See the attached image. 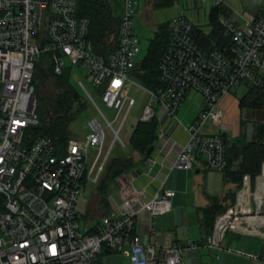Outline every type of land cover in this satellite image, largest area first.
Wrapping results in <instances>:
<instances>
[{
    "label": "built area",
    "instance_id": "built-area-1",
    "mask_svg": "<svg viewBox=\"0 0 264 264\" xmlns=\"http://www.w3.org/2000/svg\"><path fill=\"white\" fill-rule=\"evenodd\" d=\"M120 1L125 9L117 44L102 57L93 51L89 21L77 15L75 0H0V264H99L103 250L122 254L129 264H182L181 245L157 247L138 233L139 213L147 212L152 220L170 212L174 191L161 186L145 200V190L135 188L126 176L116 191V209L84 232L75 209L85 186L98 182L114 144L126 148L120 130L135 102L124 90L132 85L128 76L141 49L133 32L131 6L136 1ZM201 1L213 2L207 17L213 8L225 7L223 0ZM216 23L222 32L206 46L196 39L198 26L183 11L171 19L158 66L160 85H142L148 99L140 121L155 119L158 138L184 127L187 141L179 146L174 165L188 170L201 157L211 171L227 167L226 141L231 136L221 128L224 96L249 86L264 108V7L239 23L218 14ZM41 54L51 55L55 75L62 74L65 60L87 70L92 90L82 81L77 87L101 120L89 121L84 140L69 139L62 156L49 138L29 134L38 124L33 73ZM190 92L203 99L204 107L183 125L179 112ZM96 99L115 112L113 121ZM104 128L112 136L106 151ZM91 147L98 152L88 166ZM205 245L217 248L220 242L212 234Z\"/></svg>",
    "mask_w": 264,
    "mask_h": 264
},
{
    "label": "trees",
    "instance_id": "trees-1",
    "mask_svg": "<svg viewBox=\"0 0 264 264\" xmlns=\"http://www.w3.org/2000/svg\"><path fill=\"white\" fill-rule=\"evenodd\" d=\"M176 1L147 0V5L157 9L170 6ZM75 2L77 15L89 21L88 38L92 43L93 51L102 57L107 56L116 47L121 16L117 17L113 14L111 0H75ZM224 10V7L212 9L211 15L215 21L217 15L224 13ZM168 24L169 22L159 27V32L148 46L147 56L141 63L136 64L131 72L148 89H154L160 85L158 66L160 57L169 42ZM221 32L222 29L215 23L211 34L206 35L198 29L194 31V34L201 44L209 45V39ZM37 60L33 73V84L37 100L38 124L29 129V134L33 138H49L54 143L58 155L62 156L65 153L68 140L71 139L68 127L84 105V101H87L81 91L71 85L65 71L60 75L53 73L50 54H41ZM260 104V96L253 91H248L240 100V106ZM156 131L157 122L155 119L146 123L140 121L137 124L129 140V145L136 155L144 157L147 147L152 145L156 139ZM226 158L227 167L224 170V179L225 182L233 184L234 188L227 190L222 200H214L206 207L197 210L200 226L205 235L211 233L217 216L227 209L222 203L234 204L236 192L242 186L243 178L246 175L254 178L260 173L264 164V125L257 127L254 140L245 143L239 139L233 141L230 138L227 140ZM135 164L131 157L124 156L113 158L108 168H106V163L98 180L100 185L94 195L95 204L106 208L100 216L109 213L107 201L109 187ZM105 171H107V175L102 178Z\"/></svg>",
    "mask_w": 264,
    "mask_h": 264
},
{
    "label": "rangeland",
    "instance_id": "rangeland-1",
    "mask_svg": "<svg viewBox=\"0 0 264 264\" xmlns=\"http://www.w3.org/2000/svg\"><path fill=\"white\" fill-rule=\"evenodd\" d=\"M135 1L136 4H132L131 6L134 23L133 32L140 41L141 49L135 57L136 64L141 63L147 56L148 46L159 32V27L164 26L166 23L170 22L171 19L179 16L182 11L183 15L188 20L198 25L197 29L202 30L204 34H211V31L215 27V18H213L211 14V16L207 17L208 9L213 6L212 1L205 3L201 0H177L170 6L157 9L149 7L147 5V0ZM223 3L225 5V10L222 15L233 19L235 23H239L243 19H252L254 12L260 7H264V0H223ZM211 39L213 40L214 37H211ZM64 71L68 75L69 82L75 89H78L77 82L82 81L90 91L92 90L86 69L72 66L68 60H65ZM128 77L132 85H128L125 88L124 95L133 98L135 104L130 109L128 117L120 130V137L125 141L126 148L122 149L118 143L114 144L106 168H108L111 160L115 157H131L135 163L138 158L141 159L143 157V155H136L133 152L129 145V140L134 128L140 122V116L146 105L148 95L142 84L132 74H129ZM249 88V86L240 85L238 89L232 90L229 94L224 96L220 102V108L224 113L221 121V128L230 134L233 141L239 139L241 142L245 143L254 140L256 138L257 127L264 125V108L261 104L240 106V100L248 93ZM96 100L107 119L113 121L115 112L102 105L98 99ZM92 119L100 120L93 108L84 101V105L75 115L74 121L68 127L70 138L84 140V137L90 132L88 123ZM119 122L120 118L114 122V127L117 128ZM111 140L112 136L110 131L108 128H104V151H106L111 144ZM97 152L98 149L96 147H91L88 150V166L97 155ZM106 175L107 171H105L102 178ZM206 179L208 183L210 182L212 189L220 193L221 178L219 174L208 173ZM125 181L126 174L118 177L115 184L109 187L107 197L108 204L109 196L113 195ZM99 185L100 182L85 186L77 200L75 209L78 212V221L82 232H84L85 228H89L96 224L98 217L106 210V208H101L95 204L94 195ZM247 185L248 189L245 188L246 184H243L242 189L237 194L233 214H221L216 218L214 224L215 232L220 226H222L221 232L223 231V233L225 229H230L229 231H231L230 226H232L234 222L236 226L239 225V220L245 217L244 214L248 212L250 205H253L254 208H258L262 204L264 205V172L257 175L253 183L248 180ZM99 264L129 263L127 258L122 254L103 250L100 254Z\"/></svg>",
    "mask_w": 264,
    "mask_h": 264
},
{
    "label": "crops",
    "instance_id": "crops-1",
    "mask_svg": "<svg viewBox=\"0 0 264 264\" xmlns=\"http://www.w3.org/2000/svg\"><path fill=\"white\" fill-rule=\"evenodd\" d=\"M111 5L113 14L120 17L125 9L124 4L120 0H112ZM262 8L256 10L252 18L256 17ZM187 96L189 97H186L179 112L183 125L191 123L204 107L203 99L196 93L190 92ZM164 120L161 118L162 123ZM159 127L160 124L157 123V131ZM183 128L178 126L171 130L169 138L156 137L149 160L140 164L142 158H138L136 164L126 172V176L135 188L145 190V200H148L161 186L175 193L171 199L170 212L152 220L147 212L139 213L137 222L141 240L162 248L174 243L181 245L182 264H264L263 204L258 209L250 205V209L244 214L245 217L239 220V225L236 226L234 222L230 227L232 232L226 229L222 236L216 237L213 227L209 235L215 236V241L220 242V247L208 248L205 245L208 235L204 234L200 226L197 210L206 207L214 200H222L225 192L233 189L234 185L225 182L224 171L209 170L204 157H201L191 170L174 165L179 146L187 141ZM262 172H264L263 166L260 173ZM208 173L219 174L220 193L215 192L210 182H207ZM256 177L257 175L254 178L246 175L243 178L242 186L236 192L234 204L222 203L227 208L222 214H233L238 192L243 184H246L245 188L248 189L247 181L253 183ZM109 204V210L118 206L119 199L116 192L109 196ZM192 245L197 247L193 248Z\"/></svg>",
    "mask_w": 264,
    "mask_h": 264
},
{
    "label": "water",
    "instance_id": "water-1",
    "mask_svg": "<svg viewBox=\"0 0 264 264\" xmlns=\"http://www.w3.org/2000/svg\"><path fill=\"white\" fill-rule=\"evenodd\" d=\"M153 149H154V146L153 145H150V146L147 147V149L145 151V155L142 158V160L140 161V164L145 163L150 158V155H151ZM221 229H222V226H220L219 228H217V230L215 232V236L216 237H218L220 235Z\"/></svg>",
    "mask_w": 264,
    "mask_h": 264
}]
</instances>
